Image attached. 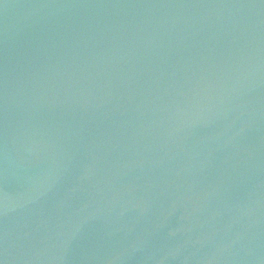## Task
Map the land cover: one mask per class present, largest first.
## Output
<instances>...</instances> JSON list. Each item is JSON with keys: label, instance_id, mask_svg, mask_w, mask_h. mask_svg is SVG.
<instances>
[{"label": "water", "instance_id": "obj_1", "mask_svg": "<svg viewBox=\"0 0 264 264\" xmlns=\"http://www.w3.org/2000/svg\"><path fill=\"white\" fill-rule=\"evenodd\" d=\"M0 264H264V0H0Z\"/></svg>", "mask_w": 264, "mask_h": 264}]
</instances>
